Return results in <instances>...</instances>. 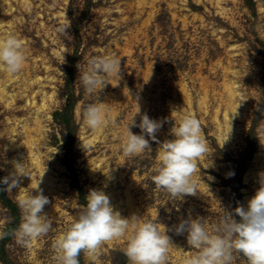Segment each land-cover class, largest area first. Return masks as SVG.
I'll use <instances>...</instances> for the list:
<instances>
[{"label": "rangeland", "instance_id": "obj_1", "mask_svg": "<svg viewBox=\"0 0 264 264\" xmlns=\"http://www.w3.org/2000/svg\"><path fill=\"white\" fill-rule=\"evenodd\" d=\"M65 18L72 39L63 41L52 29ZM9 32L25 40L27 59L15 77L0 72L2 88L14 95L8 106L0 100V179L14 170L13 161L25 162L29 176L20 179V187L48 197L44 212L52 230L30 246L17 244L11 232L21 222L16 200L22 193H8L0 185V220L9 232L0 239V264H54L55 238L78 217L90 190L104 191L122 217L144 216L169 229L174 247L168 264H181L193 251L187 234L175 232L181 220L202 217L216 225L223 209L234 213L259 188L264 0H0V36ZM103 51L118 56L122 78L110 80L99 97L85 96L77 64ZM57 53L65 55V62ZM227 84L235 90L236 107L235 115L228 112V133ZM98 98L107 103L109 123L93 131L83 125L80 109ZM178 109L200 120L209 146L208 158L198 161L197 194L182 201L171 199L152 180L156 152L173 138L177 113L172 112ZM144 114L162 123L156 139H149L152 151L124 157L123 127L133 118L138 125ZM35 157L50 193L35 190L34 183H41ZM124 247L123 240L106 242L100 264H129ZM79 261L90 264L84 253ZM234 264H247L246 258L237 254Z\"/></svg>", "mask_w": 264, "mask_h": 264}, {"label": "clouds", "instance_id": "obj_2", "mask_svg": "<svg viewBox=\"0 0 264 264\" xmlns=\"http://www.w3.org/2000/svg\"><path fill=\"white\" fill-rule=\"evenodd\" d=\"M69 28L70 21L65 18L52 29L53 36L63 41L71 40L66 31ZM57 55L65 62L63 53ZM26 59L27 45L22 37L12 32L0 36V72L15 77L23 71ZM77 68L85 96L99 97L110 80L120 81L122 78L121 61L113 52L87 56ZM3 86L0 83V88ZM129 95L133 96L130 91ZM107 111V103L99 98L94 103L84 104L80 109L83 125L93 131L106 127L109 123ZM172 113H177L170 130L173 138L160 143L152 180L171 199L182 201L185 196L197 194L198 181L202 180L198 161L208 158L209 146L197 117L181 109ZM131 127H138L140 134H134ZM161 127L160 121L147 114L141 116L138 125L133 118L123 127L122 155L135 157L151 152L149 139L155 140ZM12 163L14 171L0 179V185H6L3 190L8 193L13 189L22 193L16 200L21 222L11 235L17 244L30 246L32 241L52 230V222L44 212L49 199L42 191L33 195V191L27 192L20 187V179L29 176L28 168L25 162ZM259 185L246 206L235 208L234 213L223 209L216 225L210 226L207 218L189 217L175 226L176 234H187V245L193 250L190 255L182 257L181 264H234L237 254L246 258L247 264H264V174H261ZM3 223L0 220V239L9 235L2 227ZM168 231L162 224L144 216L122 217L114 210L104 191L90 190L78 217L55 238L54 264H80L81 253L86 255L90 264H100L102 246L112 240L125 242L123 253L129 264H168L170 250L174 247Z\"/></svg>", "mask_w": 264, "mask_h": 264}, {"label": "bare ground", "instance_id": "obj_3", "mask_svg": "<svg viewBox=\"0 0 264 264\" xmlns=\"http://www.w3.org/2000/svg\"><path fill=\"white\" fill-rule=\"evenodd\" d=\"M11 79L7 80V81H10ZM14 80V79H13ZM12 82V81H11ZM225 89L226 91L228 92V95H229V98H230V104L229 106L226 108V111L224 113V119H225V126H226V132L228 133L229 132V124H228V121H227V116H228V112L231 111L233 115H235V112H236V107H235V102H234V96H235V90L233 89V86L231 84H227L225 86ZM14 99V95L13 94H7L6 92V88H2L1 91H0V100L2 101H5L6 102V106L10 105V103L13 101ZM48 99H51V96L48 97ZM33 104V103H32ZM45 107V99H43V103L41 104V106L38 108V109H41L43 110ZM215 120L217 121V114L215 115ZM41 128V127H40ZM217 128L221 129V126L220 124H218ZM35 132V131H34ZM39 133V132H38ZM32 138H29L28 142L26 143H30L32 142L31 141ZM34 144V143H33ZM31 145V144H30ZM11 147H13V145L11 144ZM31 151V150H30ZM33 157V156H32ZM31 157V158H32ZM39 157H35V159H33V161L35 162L37 168L40 170V173H41V183L40 184H37V183H34V187L37 188L38 186V189L40 190H47L49 191L48 193H50V189L46 186L45 184V180H46V174L45 173H42V170H41V167H40V163L38 161ZM40 160V159H39ZM33 165V163H32ZM14 171V170H12ZM126 199V198H125ZM248 201V199H246V202ZM128 209L132 210L133 209V205H132V202L131 200L129 199V197H127L126 201H125Z\"/></svg>", "mask_w": 264, "mask_h": 264}]
</instances>
